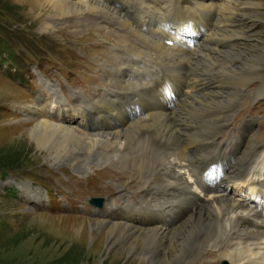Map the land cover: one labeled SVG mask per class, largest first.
Segmentation results:
<instances>
[{
  "label": "rangeland",
  "instance_id": "rangeland-1",
  "mask_svg": "<svg viewBox=\"0 0 264 264\" xmlns=\"http://www.w3.org/2000/svg\"><path fill=\"white\" fill-rule=\"evenodd\" d=\"M98 1L123 11L119 15L112 12L108 20L103 19L101 11L100 14L69 16L65 18V26L56 25L55 32H49L42 31L41 20L45 14L34 10L31 0H0V158H4L0 164L13 165L10 169L5 166V171L0 165V264H145L135 258L134 247L140 257L157 258L162 264L164 244L160 241L164 236L160 234L159 242L150 241L146 245L135 236L140 229L168 234L194 212L195 200L175 186L174 177L178 175L180 184L185 187L180 177L182 171H186L185 163L174 159V152L180 145L177 138L182 133L185 137L191 135L187 137L188 143L210 133L199 124L184 128L177 116L170 115L181 109L179 102L171 104V98L173 93L180 97L176 87L182 82L168 80L167 85L160 88L162 76L157 67L153 70L157 79L154 84L148 79L149 58L156 55L155 44L174 50L167 56L181 53L186 57L180 42L169 36L164 38L169 30L177 27L161 24L137 5L127 8L125 3ZM131 1L157 8L159 0ZM207 1V9L218 11L215 26L209 34L195 40L197 45L183 36L188 39L183 42L189 45L193 55L173 74L180 81L185 77L197 80L203 68L196 60L205 58L202 52L218 57V51H225L227 60L238 57L233 67L241 85L235 89L243 91V95L231 102L230 118L213 134L215 141L221 144L231 135L239 136L238 144L235 143L239 148L237 158L257 150L256 161L261 166L264 162V0H231L233 13L237 12L238 16L229 14L231 19L227 26L218 30L217 20L224 16L221 0ZM121 5L124 8H120ZM207 13L213 18L216 15L213 10ZM115 17L128 22L129 18L138 20L139 33L126 31ZM201 21L202 28H196V32L208 24L207 16ZM225 28L226 40L219 45L215 33ZM208 36H211L210 41ZM193 72L197 73L190 76ZM117 76L123 77L130 86L128 92L116 91L114 78ZM197 81L200 82L193 84L192 90L197 89L195 95H202L198 96L202 107H197L196 116L201 114L198 120L204 122L211 112L207 108L212 100L203 94L214 88ZM224 84L227 86L224 93L234 89L231 83ZM256 89L260 94L254 93ZM41 102H48L47 109L51 107L52 114L35 112L41 109ZM63 109L74 112L72 118H67L68 125L80 134L98 137L113 130L130 133L134 147L129 150L126 146V151L132 158L123 157L121 147L119 152L113 151V145L107 148L102 144H96L89 152H73L76 155L73 162L67 156L59 160L41 152L27 136L23 125H32L38 115L59 122L64 119L60 117ZM194 131L198 132L196 138L195 133L192 135ZM143 139L150 152H143V144H139V148L135 145ZM165 154L168 157L163 160ZM138 164L143 166L138 167ZM148 168L151 178L147 181L142 173ZM257 176L260 178V174L254 178ZM185 179L189 181V175ZM189 183L196 191L191 180ZM222 188L235 199L244 197L234 191L236 186L229 181L222 183ZM199 197L202 200L200 192ZM94 198L101 199L102 204L93 205ZM195 202L203 207V202ZM125 212H133L136 222L151 225H130ZM112 222L130 225L134 231L121 238L120 228L112 232L108 229ZM224 228L226 235L218 238L213 239L210 233L197 240L191 238L194 244L178 257L176 264H231L219 255V250L232 242L236 243L235 251L237 245H249L251 251L238 259L239 264L247 262L254 249L259 252L258 257L264 258V242L254 245L251 240L245 241L246 238H233L229 234L228 220ZM213 240L219 242L220 248L212 244Z\"/></svg>",
  "mask_w": 264,
  "mask_h": 264
},
{
  "label": "bare ground",
  "instance_id": "bare-ground-1",
  "mask_svg": "<svg viewBox=\"0 0 264 264\" xmlns=\"http://www.w3.org/2000/svg\"><path fill=\"white\" fill-rule=\"evenodd\" d=\"M31 1L33 4L32 8L34 10L39 13L45 14V18L41 20V28L42 31L49 32H55L56 25L61 24L65 26V18L69 16H84L86 13L100 14L99 11H101L103 19L108 20V17H110L109 15L112 14V12L118 14L123 11V9L117 10L108 7L98 0ZM110 1L118 4L125 3L127 8L131 5H137L140 10L148 11L154 17V19L159 21L161 24L165 26L177 27L169 30V33L165 34L164 38L169 36L180 42V46H183L184 55L186 57H183L181 53H176L175 57L167 56L172 54L174 50L160 43L155 44L156 55L149 58V60H151V66L148 69V79L149 81H151V83L154 84L157 79L155 77L156 73L153 70L155 69V67H157L159 73L162 76V82L159 85L160 88H162L164 85H167L168 80L173 81L174 83L182 82L180 83L179 87H176L177 91L180 93V97H177V95L173 93V97L171 98V104L179 102L178 105H181V109L178 111H174L170 115L173 118L177 116L179 122H182L181 126L184 128L189 129L196 124H199L206 132L210 133L209 135L203 136L199 140L192 143H188L189 139L187 138L191 135H187V137H185L182 133V135H179L177 138L180 141V145L177 146V150L174 152V159L176 161L178 160L179 162H184L185 164L183 165V168L186 171H182V175L180 177L181 179H184L185 187L180 184L179 176L175 175L174 183L176 188L183 192L187 197L194 199L195 201L203 202V207L200 208L194 201V212L191 213L192 215L187 217V219H185L184 222L177 226L175 229L170 230V233L168 234L164 232L159 233L155 229H140L135 237L139 239L140 242L146 245L150 241L159 242L160 240L158 238L163 235L164 239L160 241L164 244H162V264H176L177 262H179L178 257L183 255V252H185V250H187L191 245L194 244V241L192 239H200L203 235H207L209 233L213 234V239L215 237L218 238L219 235H226V230L224 228V223L226 220H228L230 223L229 234L233 238L243 237L246 238L245 241L251 240L250 242H252L254 245L259 243L260 241L264 242V162L261 166L257 165L258 161H256V159L259 155V151L255 150L253 152L247 153L240 158H237L239 155V148L237 149V144L240 137L231 135L221 144L215 141L216 136L213 134L224 127L226 125L225 120L227 118H230L229 112L232 110L231 102L237 101L240 96L243 95V91L237 92V90L235 89L236 86L241 85L239 83L240 79L234 76V73L237 72V70L233 67L238 57L233 56L231 60H227L225 51H218V57H210V55H207L201 51L205 55V58L203 56L198 57L197 60L195 58V60L198 62L197 64H200L203 68L197 80H201V83L205 84L203 86L211 85L214 88V91H208L203 94L208 95V97H210L212 100L211 105L207 108L211 112L208 113L207 121L204 122H200L198 120V117L201 114H198V117L196 116L197 107H202L201 100L198 98V96L202 95H195L197 89L192 90L193 84H196L200 81H197L195 78L190 77H185L184 80L180 81L173 74L174 70L180 64L187 62L189 60V56L193 55L190 52L189 45L185 44L184 42L190 39L191 42L197 45V43L195 42L196 39L201 38L205 34H209L213 30L216 18L218 16V11L214 8L207 9L209 5L207 0H159L156 5L157 8H152L148 5H143L140 3L138 4L131 0ZM237 1L240 2V0ZM231 2V0H221L220 9L223 13L222 16H224L220 17L217 20L216 30H218L219 27L223 28L227 26L228 20L230 18L229 14H233L235 18H237V12L233 13L234 10L232 8ZM120 8H124V5H121ZM212 10L216 13L214 18L209 16V13H207ZM126 13L129 14L127 11ZM205 16H207L208 24L205 25L200 32H196V28H202L201 20ZM219 16H221V13H219ZM89 17L91 18L92 15ZM115 19L119 23H121L120 25L126 31L132 32L135 35L136 32H138L136 30L139 25L138 20L127 18L129 20L128 22L120 17H115ZM77 21H79V18ZM131 26H133L134 28H132ZM225 32L227 33L226 28L223 29V32L215 33L216 42L219 43V45H222V42L226 40L224 38ZM183 36H186L188 39L184 38ZM208 39L210 41L211 36H208ZM213 50L217 51V48H214ZM195 73L197 72L191 73L190 76ZM122 78L120 76L114 78V85L116 87L115 89L117 92H128L130 86L127 85V82ZM225 82L231 83V87L234 88L233 90H230L229 93H224V88L227 87L224 84ZM119 88L121 89V91L119 90ZM221 88L222 90L217 92V90H220ZM255 91L256 92L254 93L256 95L260 94L257 89ZM40 105L41 109L39 111H35L36 113L42 114L45 111L52 114L51 107L49 110L47 109L49 106L48 102H41ZM67 106L69 105H65L64 107ZM183 108H185L186 113H184ZM86 109V107L83 108L84 111H86ZM74 115V112H70L69 109H63V113H61L60 117H64V119H60L59 117L58 120H61L59 122L49 120V118L45 117L44 115H38L37 120H34L32 125L23 126L25 129L27 128V136L41 152H47L48 154L53 155L52 157H56V159L59 160H61L63 156H67V158L71 159V162H73V160L76 158V155L73 152H89L92 148H94L96 144L105 145V147L107 148L110 145H113V151H119L121 147L123 148L122 156L132 158V155L127 154L129 152L126 151V146L129 150L134 147L133 139L129 138L128 135L130 133L126 134V132L113 130L112 132L109 131L105 134H98V137L94 136V134H80L74 127L68 125L69 122L67 121V118H72V116ZM152 129L155 128L153 127ZM127 131H129V128H127ZM242 132L243 136L244 131L242 130ZM194 133L196 134L194 136L196 138L198 136V132L194 131L192 132V135ZM236 142L237 144H235ZM139 144H143L141 145V149L143 150V152H150L149 147L146 146V139L135 143L138 148ZM258 149H260V147ZM140 156L144 158V155L143 153H141V151ZM167 157L168 156L165 154L162 158L163 160H165V158ZM152 163L154 164L155 161H153ZM142 166V164H138V167ZM150 171V168H148L142 173L143 177L147 181L151 178ZM256 174H260V178H258V176L254 178V175ZM186 175H189V181L191 180L192 184L196 186L197 190H199L200 194H202V200L199 197V192L197 190H193L191 183H189V181L185 179ZM225 181H229L233 185H235L236 189L234 191H236L239 196L243 194L244 197H237L235 199L234 197H232V195H229L228 190L222 188V183H224ZM232 194H234V192ZM251 197L255 198V200H252ZM91 202L93 203V200H91ZM124 216L125 218H128L130 220V225L134 224L140 227L150 224L141 221H137L139 222L137 223L135 221L137 219L135 218V214L133 212L126 213L124 214ZM130 225L127 226L125 224H117L112 222L111 226H109L108 229L110 230V232H112L120 228L122 238L126 233L128 234L130 233V231H134L132 229V226ZM157 229L161 231V229ZM166 243H170L171 245L167 247L165 245ZM212 244H214V246L217 248L219 247V242L216 240H213ZM263 244L264 243H262V245ZM207 245L209 246V244ZM234 245H236V243L232 242L227 245L221 246V248L219 247V255L227 259L231 264H239L238 262L240 260L238 261V259L240 257L242 258L243 255L251 254V251L248 249L249 245H237L236 247L238 248V250L235 251ZM196 247H199V244H197ZM109 249L112 250V246H110ZM132 250V253L137 252V254L134 255L135 258L141 260L145 264H159L157 258H142L138 254L139 250L135 251V247ZM256 250L257 249H254L253 255H249L247 262H243L242 264H264V258L258 257L257 253L259 252ZM113 251H115V249ZM262 253L264 254V251H262Z\"/></svg>",
  "mask_w": 264,
  "mask_h": 264
},
{
  "label": "trees",
  "instance_id": "trees-1",
  "mask_svg": "<svg viewBox=\"0 0 264 264\" xmlns=\"http://www.w3.org/2000/svg\"><path fill=\"white\" fill-rule=\"evenodd\" d=\"M4 160V158H0V162H2ZM6 160H9V158H7ZM1 165V168H4L6 166V168H12L11 166H13L12 164L9 165L8 163H3V164H0ZM6 169L4 168L3 171H5Z\"/></svg>",
  "mask_w": 264,
  "mask_h": 264
},
{
  "label": "water",
  "instance_id": "water-1",
  "mask_svg": "<svg viewBox=\"0 0 264 264\" xmlns=\"http://www.w3.org/2000/svg\"><path fill=\"white\" fill-rule=\"evenodd\" d=\"M93 200V203H95V204H100L101 203V199H96V198H94V199H92Z\"/></svg>",
  "mask_w": 264,
  "mask_h": 264
}]
</instances>
